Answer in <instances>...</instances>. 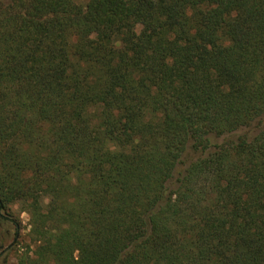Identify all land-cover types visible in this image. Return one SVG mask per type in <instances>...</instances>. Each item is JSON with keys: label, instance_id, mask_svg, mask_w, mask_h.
I'll return each mask as SVG.
<instances>
[{"label": "trees", "instance_id": "16d2710c", "mask_svg": "<svg viewBox=\"0 0 264 264\" xmlns=\"http://www.w3.org/2000/svg\"><path fill=\"white\" fill-rule=\"evenodd\" d=\"M263 123L264 0H0L20 264H264Z\"/></svg>", "mask_w": 264, "mask_h": 264}, {"label": "rangeland", "instance_id": "374dc122", "mask_svg": "<svg viewBox=\"0 0 264 264\" xmlns=\"http://www.w3.org/2000/svg\"><path fill=\"white\" fill-rule=\"evenodd\" d=\"M85 3L86 0H77ZM264 129V123L252 128L250 136H255ZM248 134L246 131L239 134ZM225 138L215 139V143H222ZM190 155V156H189ZM196 158L195 154H186L183 164L179 166L177 172L184 171L190 162ZM175 184L172 183V188ZM31 226L28 214L23 211L20 204H15L5 210L0 209V264H20L22 255L36 249L37 244L32 242ZM33 256V254H30Z\"/></svg>", "mask_w": 264, "mask_h": 264}]
</instances>
